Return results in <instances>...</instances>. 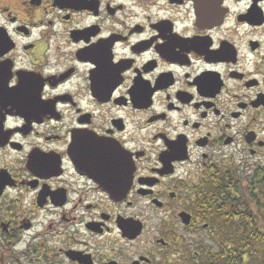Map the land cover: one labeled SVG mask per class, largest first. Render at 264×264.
<instances>
[{
    "label": "flooded vegetation",
    "instance_id": "1",
    "mask_svg": "<svg viewBox=\"0 0 264 264\" xmlns=\"http://www.w3.org/2000/svg\"><path fill=\"white\" fill-rule=\"evenodd\" d=\"M263 185L264 0H0V264H187Z\"/></svg>",
    "mask_w": 264,
    "mask_h": 264
},
{
    "label": "trees",
    "instance_id": "2",
    "mask_svg": "<svg viewBox=\"0 0 264 264\" xmlns=\"http://www.w3.org/2000/svg\"><path fill=\"white\" fill-rule=\"evenodd\" d=\"M246 206L230 228L220 230L212 251L205 249L187 264H264V185L258 195L249 192Z\"/></svg>",
    "mask_w": 264,
    "mask_h": 264
},
{
    "label": "rangeland",
    "instance_id": "3",
    "mask_svg": "<svg viewBox=\"0 0 264 264\" xmlns=\"http://www.w3.org/2000/svg\"><path fill=\"white\" fill-rule=\"evenodd\" d=\"M250 208L252 209V210H255V208H254V206H250ZM174 262H175V264H180L179 262H178V258L177 257H174Z\"/></svg>",
    "mask_w": 264,
    "mask_h": 264
}]
</instances>
